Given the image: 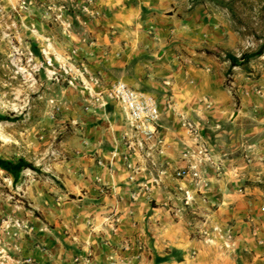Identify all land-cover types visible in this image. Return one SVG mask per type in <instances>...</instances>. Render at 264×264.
Returning <instances> with one entry per match:
<instances>
[{
  "label": "crops",
  "instance_id": "0c3cea01",
  "mask_svg": "<svg viewBox=\"0 0 264 264\" xmlns=\"http://www.w3.org/2000/svg\"><path fill=\"white\" fill-rule=\"evenodd\" d=\"M172 5L93 0L97 17L86 23L88 69L104 84L120 81L156 99L160 153L128 172L126 126L111 107L94 105L81 117L80 156L54 171L64 191L31 185L38 216L20 219L6 264H264L263 134L231 138L240 120H232L218 69L196 68L191 60H210L174 52L218 45L221 35L199 12L178 16ZM182 119L198 129L197 142ZM180 170L196 173L197 183L176 176Z\"/></svg>",
  "mask_w": 264,
  "mask_h": 264
},
{
  "label": "rangeland",
  "instance_id": "374dc122",
  "mask_svg": "<svg viewBox=\"0 0 264 264\" xmlns=\"http://www.w3.org/2000/svg\"><path fill=\"white\" fill-rule=\"evenodd\" d=\"M92 2L0 0V117L4 118L0 120V160L21 158L33 169L22 170L14 180L0 169V264H6L8 239L16 237L20 219L25 214L38 216L27 198L35 194L31 185L64 191L61 172L57 176L54 171L72 168L80 156L81 117L95 105L111 107L121 119L115 105L102 106L93 99L94 93H102L115 81L104 84L88 69L91 39L86 23L97 17ZM172 6L178 16L199 12L204 23L221 35L218 45L200 47L188 55L183 50L174 52L183 59L198 55L210 60H191L196 68L207 70L210 63L218 69L222 88L233 104L232 120H240L231 138L244 142L243 135L250 130L264 139V0H174ZM259 51L261 55L240 67L231 68L225 60L227 54L239 57ZM148 160L134 155L129 162L135 172ZM260 188L264 189V182Z\"/></svg>",
  "mask_w": 264,
  "mask_h": 264
},
{
  "label": "built area",
  "instance_id": "2783aa9c",
  "mask_svg": "<svg viewBox=\"0 0 264 264\" xmlns=\"http://www.w3.org/2000/svg\"><path fill=\"white\" fill-rule=\"evenodd\" d=\"M93 84H97L94 79ZM95 102L100 101L102 106L113 104L119 110L122 121L125 123L128 133L122 136V141L127 152L124 155V163L128 172L133 173L134 167L129 159L136 156L151 158L152 153H160L161 140L157 136L159 128V110L156 99L148 93L133 89L126 84L115 81L110 83L104 91L94 93ZM102 100V101H101ZM168 107V105H166ZM181 125L187 130L190 138L197 142L198 129L187 119H182ZM198 153L204 159H209L204 146H200ZM189 175L197 183V175L188 170L176 171V176ZM132 180L131 177H129ZM133 199V198H132ZM228 238H230L228 236ZM87 259L84 260V264ZM18 264H34L30 258H23ZM111 264H114L113 262Z\"/></svg>",
  "mask_w": 264,
  "mask_h": 264
},
{
  "label": "trees",
  "instance_id": "16d2710c",
  "mask_svg": "<svg viewBox=\"0 0 264 264\" xmlns=\"http://www.w3.org/2000/svg\"><path fill=\"white\" fill-rule=\"evenodd\" d=\"M261 54V51L257 52L255 55L241 54L239 57L227 54L225 55V60L229 63L231 68L240 67L248 62V60ZM0 120H4V118L0 117ZM0 169L7 175H10L13 179H16L19 173L24 169L33 170L32 166L21 158H18L15 162L0 160Z\"/></svg>",
  "mask_w": 264,
  "mask_h": 264
}]
</instances>
